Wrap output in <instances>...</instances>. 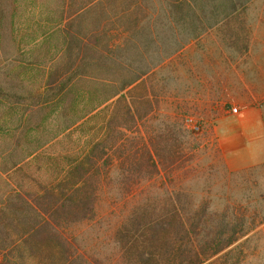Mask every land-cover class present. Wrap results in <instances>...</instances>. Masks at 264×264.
<instances>
[{
	"label": "rangeland",
	"instance_id": "rangeland-1",
	"mask_svg": "<svg viewBox=\"0 0 264 264\" xmlns=\"http://www.w3.org/2000/svg\"><path fill=\"white\" fill-rule=\"evenodd\" d=\"M72 1L0 0V85L27 95L71 79L50 105L0 103V263L170 264L236 236L203 264H264V0L196 17ZM119 130L131 161L157 136L161 165L135 173L107 150L95 167L91 152L83 218L66 172Z\"/></svg>",
	"mask_w": 264,
	"mask_h": 264
},
{
	"label": "trees",
	"instance_id": "trees-1",
	"mask_svg": "<svg viewBox=\"0 0 264 264\" xmlns=\"http://www.w3.org/2000/svg\"><path fill=\"white\" fill-rule=\"evenodd\" d=\"M255 0H93L94 5L93 8L98 10L99 14H106L107 9L114 10L113 16H119L123 14L128 15H138L141 14V12H147V11H161L165 10L168 12V14H189L191 16L196 17L195 10L202 15L205 14H215L218 15L220 13H226L228 15L234 14L238 11H245L248 8V5L250 2H253ZM258 1V0H257ZM65 2V1H64ZM72 4H75V1L73 2L71 0ZM90 3V1H89ZM89 3L86 4H80L79 10L83 11L88 6ZM107 3V5L105 4ZM197 22H202L199 19L195 18ZM140 20L133 21V24L136 26L140 23ZM82 42V40H80ZM110 42V41H109ZM83 44V42H82ZM85 46V45H84ZM108 49H106L107 47ZM105 46V49L103 51L108 52L107 50L112 49L109 46H112L114 49L124 47L123 42H115L109 45V43ZM120 49V50H121ZM119 50V49H118ZM78 53L76 54V57H78ZM123 55V54H121ZM109 57L108 55H104V59ZM77 60L76 58L74 59ZM102 58L97 61V64L99 67H102L101 64ZM107 59L103 61V64H107ZM74 61V62H75ZM81 63L85 61V58L81 57ZM85 65V63H83ZM82 64V67L84 65ZM114 64V63H113ZM76 65V63H75ZM74 66V64H72ZM69 70V68H67ZM58 76L57 73L54 74V77L51 79H48L47 83H45L44 90H40L36 92L35 94L29 93L27 95L23 94H15L11 93V91L5 89L3 86L0 85V103H9L8 105H12L13 107L17 106H24V105H30V106H37V107H43L46 105H50L54 102V99H57L59 94L63 92L64 87H66L71 79L69 81H65V78L63 81H59V88L57 90L52 88V85L57 83L56 77ZM140 76L137 74L135 76V79L138 80ZM56 79V80H55ZM55 80V81H54ZM54 81V82H53ZM129 83H123L121 89L114 94H111L110 96H107L103 99L102 103H107L112 98H114L117 94H119L121 91L124 90L125 87H127ZM123 98L122 95H120L119 99ZM122 130H119V137L115 139V141H110V144L106 145L102 140H96L95 143H93L90 146V152L88 155L79 161H74L73 163V171H77V175L71 176L70 173L66 172V177L71 180L70 183H72L73 187H76L77 190L72 194L73 196L70 197L69 200L73 201V198L76 199V214H80L81 217L85 218L92 212V205L94 203V200L96 198V191L95 189H91L90 186L87 185L88 177H86L87 174V167L85 166V162L90 163V157L89 154L93 152V166L99 165V160L104 157L106 160H110L109 156L106 155L107 150H114L115 153L118 155L116 158L120 160V164H130V167L135 166L136 170L135 173H141L145 172L148 176H152L153 174L157 173V166L158 164L161 165V162L158 160L160 159L161 150L159 149V144L157 141V136H155L153 139L150 140L148 143L149 147L146 145H137L132 146L133 150L136 154H140V158H134L133 161H131L129 153V147L127 146L126 139L122 137L124 134L122 133ZM121 134V136H120ZM102 141V142H101ZM97 153V155H96ZM156 158L157 164H155L154 159ZM132 162V163H131ZM136 163V164H135ZM163 168H166L163 166ZM92 187V186H91ZM72 191L68 190L64 196L71 195ZM17 198H21V194H17ZM24 208V207H23ZM25 209V208H24ZM27 209H30L31 212H33L36 216H44V213H47L48 209H39L38 207L33 206H27ZM42 210V211H41ZM51 211H49L50 214ZM75 213V212H74ZM40 229V223H36L34 228ZM31 231V230H30ZM224 235V232H222ZM186 234V232H185ZM222 236V235H220ZM223 237V236H222ZM222 237H220V241L218 239L217 242L212 243L211 247L209 249L211 252L209 254L206 253L208 249H200V252L196 249H193V251L190 253V255H181V252L176 254L175 259L177 258L178 264H203L205 260L210 257L218 254L223 249L230 246L233 242H235L236 236L229 237L224 240H222ZM208 248V247H207ZM180 254V255H179ZM173 259L170 264H177L176 260ZM165 260V259H164ZM1 264V263H0Z\"/></svg>",
	"mask_w": 264,
	"mask_h": 264
},
{
	"label": "built area",
	"instance_id": "built-area-1",
	"mask_svg": "<svg viewBox=\"0 0 264 264\" xmlns=\"http://www.w3.org/2000/svg\"><path fill=\"white\" fill-rule=\"evenodd\" d=\"M235 111V109H233Z\"/></svg>",
	"mask_w": 264,
	"mask_h": 264
}]
</instances>
